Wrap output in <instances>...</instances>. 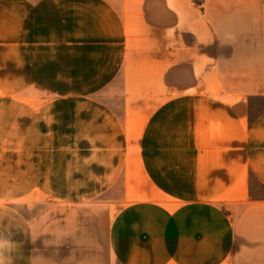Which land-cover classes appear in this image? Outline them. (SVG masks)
Here are the masks:
<instances>
[{"label": "crops", "instance_id": "obj_1", "mask_svg": "<svg viewBox=\"0 0 264 264\" xmlns=\"http://www.w3.org/2000/svg\"><path fill=\"white\" fill-rule=\"evenodd\" d=\"M0 264H264V0H0Z\"/></svg>", "mask_w": 264, "mask_h": 264}, {"label": "rangeland", "instance_id": "obj_2", "mask_svg": "<svg viewBox=\"0 0 264 264\" xmlns=\"http://www.w3.org/2000/svg\"><path fill=\"white\" fill-rule=\"evenodd\" d=\"M27 103L28 104H31V103H39V104H50V100H48L47 98L45 97H42L41 100H35L34 97H28L27 99ZM46 132V131H45ZM47 146V145H45Z\"/></svg>", "mask_w": 264, "mask_h": 264}]
</instances>
